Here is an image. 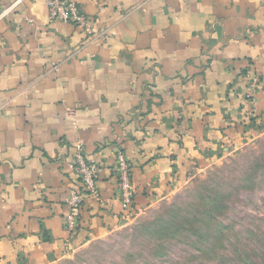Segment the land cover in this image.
I'll return each instance as SVG.
<instances>
[{
    "label": "crops",
    "instance_id": "1",
    "mask_svg": "<svg viewBox=\"0 0 264 264\" xmlns=\"http://www.w3.org/2000/svg\"><path fill=\"white\" fill-rule=\"evenodd\" d=\"M75 1L91 33L0 0V264H56L264 133V0ZM78 147L101 171L69 237Z\"/></svg>",
    "mask_w": 264,
    "mask_h": 264
},
{
    "label": "rangeland",
    "instance_id": "2",
    "mask_svg": "<svg viewBox=\"0 0 264 264\" xmlns=\"http://www.w3.org/2000/svg\"><path fill=\"white\" fill-rule=\"evenodd\" d=\"M207 205L213 209L209 216ZM202 220L217 239L206 245L198 236ZM245 260L264 264V133L56 264H238Z\"/></svg>",
    "mask_w": 264,
    "mask_h": 264
},
{
    "label": "built area",
    "instance_id": "3",
    "mask_svg": "<svg viewBox=\"0 0 264 264\" xmlns=\"http://www.w3.org/2000/svg\"><path fill=\"white\" fill-rule=\"evenodd\" d=\"M48 17L50 20H58L65 23H72L85 32L91 33L92 29L88 19L80 11L75 0H44ZM258 78L254 76L249 83V94L255 92ZM115 174L119 195L123 210L129 212L133 200V184L131 181V167L126 155L117 151L114 157ZM73 170L77 174L81 191L71 189L66 199L67 210L64 213L63 226L69 237H73L78 229L77 211L83 203L85 197H94L96 195L97 177L101 171V166L96 161L90 159L80 147L74 154Z\"/></svg>",
    "mask_w": 264,
    "mask_h": 264
},
{
    "label": "trees",
    "instance_id": "4",
    "mask_svg": "<svg viewBox=\"0 0 264 264\" xmlns=\"http://www.w3.org/2000/svg\"><path fill=\"white\" fill-rule=\"evenodd\" d=\"M207 207V209L206 210H208V212H209V210L211 209L208 205L206 206ZM213 211V209H211L210 210V212L208 213V212H206L207 213V216H209V214H211V212ZM203 219V218H202ZM197 229H199V231H202L201 232V234L199 233L198 234V236H199V239L201 240H205L203 243L206 245L208 242H209V240H217L216 239V237L212 234V232L211 231H213L210 227H209V224H208V222L207 221H205V220H202L201 222H200V225H199V227L197 228ZM203 229V230H202ZM205 229V230H204ZM210 232H211V234H210ZM210 234V235H209ZM211 236V237H210ZM215 238H213V237ZM212 245H213V243H212ZM225 260V258L224 257H219V261L220 262H222V261H224ZM238 264H258V263H255V262H253V261H249V260H245V261H242V262H240V263H238Z\"/></svg>",
    "mask_w": 264,
    "mask_h": 264
}]
</instances>
